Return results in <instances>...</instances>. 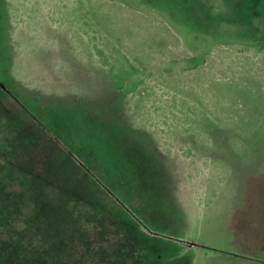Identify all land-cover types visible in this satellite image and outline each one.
<instances>
[{
	"label": "rangeland",
	"instance_id": "374dc122",
	"mask_svg": "<svg viewBox=\"0 0 264 264\" xmlns=\"http://www.w3.org/2000/svg\"><path fill=\"white\" fill-rule=\"evenodd\" d=\"M0 264H264V0H0Z\"/></svg>",
	"mask_w": 264,
	"mask_h": 264
},
{
	"label": "trees",
	"instance_id": "16d2710c",
	"mask_svg": "<svg viewBox=\"0 0 264 264\" xmlns=\"http://www.w3.org/2000/svg\"><path fill=\"white\" fill-rule=\"evenodd\" d=\"M121 8H124V6H120ZM167 31V34H157V35H154L153 33H151V40L157 42L158 41V44L159 46L161 47H166L168 46V42H167V37H171L173 40L172 41H176L177 44L179 42V38L173 33L171 32V30L169 28H166L165 29ZM158 35H159V38H158ZM148 46L151 47L152 44H147Z\"/></svg>",
	"mask_w": 264,
	"mask_h": 264
}]
</instances>
